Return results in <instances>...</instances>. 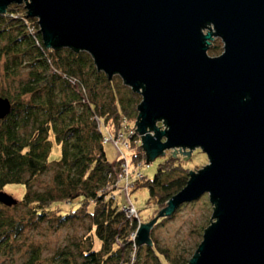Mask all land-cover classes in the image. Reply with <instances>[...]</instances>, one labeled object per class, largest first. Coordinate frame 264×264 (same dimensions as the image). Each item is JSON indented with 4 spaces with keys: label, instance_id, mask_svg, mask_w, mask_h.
I'll return each mask as SVG.
<instances>
[{
    "label": "water",
    "instance_id": "obj_1",
    "mask_svg": "<svg viewBox=\"0 0 264 264\" xmlns=\"http://www.w3.org/2000/svg\"><path fill=\"white\" fill-rule=\"evenodd\" d=\"M12 5L36 19L46 49L84 52L141 96L146 165L165 151L207 155L135 246L152 247L160 218L208 195L214 222L189 264H264V0H0V15ZM11 107L0 99V121ZM0 205L17 201L0 191Z\"/></svg>",
    "mask_w": 264,
    "mask_h": 264
},
{
    "label": "trees",
    "instance_id": "obj_2",
    "mask_svg": "<svg viewBox=\"0 0 264 264\" xmlns=\"http://www.w3.org/2000/svg\"><path fill=\"white\" fill-rule=\"evenodd\" d=\"M24 16V7L17 5L0 15V99L12 106L0 121V191L7 187L21 191L17 205H0V254L13 249L25 228L26 222L9 214L23 205L39 222L52 215L61 222L80 214L89 219L88 247H80L75 255L65 251L58 264H139L143 250L132 240L139 222L125 216L114 196L122 161L109 162L102 141L125 125H135L142 98L117 77L108 80L97 72L88 54L46 49L36 19ZM216 50L212 45L209 54ZM124 133L129 136L127 130ZM129 144L133 161L142 163L146 156L138 134L129 137ZM170 156L151 183L144 177L133 179L134 189L149 188L159 210L190 178L186 172L161 185L164 178L184 171L178 157ZM48 173H52L49 188L34 190ZM170 219L160 218L152 232ZM150 237L153 245L144 250L150 264H189L184 254L161 249ZM95 238L101 244L99 251L94 250ZM23 264H40L39 252L30 251Z\"/></svg>",
    "mask_w": 264,
    "mask_h": 264
},
{
    "label": "rangeland",
    "instance_id": "obj_3",
    "mask_svg": "<svg viewBox=\"0 0 264 264\" xmlns=\"http://www.w3.org/2000/svg\"><path fill=\"white\" fill-rule=\"evenodd\" d=\"M213 46L217 48L216 54L212 55L208 52V55L212 58L219 56L223 50L222 42L219 39L213 41ZM117 78L120 80L119 77ZM125 126L121 129L123 132L125 130H135V125L133 127H130V125ZM158 128L164 130L160 124ZM150 134L154 135L152 132ZM120 143H124L123 140ZM130 148H118L112 143L104 145V151L109 162L114 163L123 158V156L126 157L130 163V172L134 173L133 176H135V173H140L145 178L144 181H150V183L154 179L158 167L174 153L173 151H165L164 156L157 157L152 164L148 165L145 164L146 158H143L141 159L142 166L138 167V161H133L132 159ZM175 156L180 158L178 163L185 172L182 171L164 178L161 185L182 177V173H197L209 164L207 155L199 148L194 149L186 161L183 159L187 158V156L181 155L179 151ZM51 177L52 173L40 177L33 189L42 191L49 188L52 183ZM4 193L16 201H21V191L14 187H7ZM114 196L119 209L123 205H131L137 210L135 218L140 225L151 222L167 206L166 204L164 208L159 210L154 200L150 199V190L147 186H138L133 190L131 189L130 192H126L123 191V184L120 183ZM75 204L73 203V208L76 207ZM213 208L214 206L210 203L208 195H204L196 202L181 206L174 212L167 223L151 232L153 240L159 248L173 251L178 256L184 254L190 260L202 242V230L214 222L213 219L210 220ZM88 210L92 212L90 208ZM9 214L26 222V225L22 234L14 240L13 249L10 252H2L0 254V264H23L29 258L30 251L34 249L39 252L40 264H58L59 258L65 251L75 255L80 247L84 248L89 245V240L85 238L90 229V221L88 218L82 217L81 214L78 217L69 219L67 222H61L53 215L44 222H39L29 212L28 208L23 205L10 209ZM100 248L101 244L95 238L94 250L99 251ZM141 250L143 251L140 252L139 264H150L148 257H146V252H144L145 246H142Z\"/></svg>",
    "mask_w": 264,
    "mask_h": 264
},
{
    "label": "built area",
    "instance_id": "obj_4",
    "mask_svg": "<svg viewBox=\"0 0 264 264\" xmlns=\"http://www.w3.org/2000/svg\"><path fill=\"white\" fill-rule=\"evenodd\" d=\"M160 125L163 129H165L163 124H160ZM124 127H126V126H124ZM127 132L129 135L128 137L126 136V134L123 131L119 132L116 135H106L103 138L102 144L105 145V144L112 143V144H114V146H116L118 148L121 147L123 149H128L130 147L129 137H131L133 134H137V133L135 132V130H133L132 132L131 131H127ZM121 140H123L124 143H120ZM139 142H140V137H139ZM140 145H141V142H140ZM121 161L122 162L120 165L121 168H120V173L118 175V181H119V184L120 183L123 184V191L130 192L131 189L132 190L134 189L133 179L141 180V179H143V176L140 173H135V176H133L134 173L130 172V169H129L130 163L126 159V157L123 156V158H121ZM142 164L143 163H138V167H141ZM122 212L130 220L135 218L137 215V210L131 205H128V206L123 205L122 206ZM139 227H140V224H139ZM139 227L137 228V230L139 229ZM137 230L132 234L133 242L135 240ZM134 245H135V243H134Z\"/></svg>",
    "mask_w": 264,
    "mask_h": 264
}]
</instances>
